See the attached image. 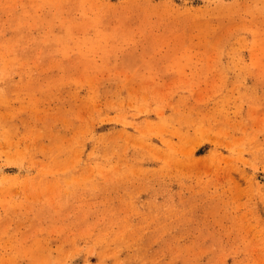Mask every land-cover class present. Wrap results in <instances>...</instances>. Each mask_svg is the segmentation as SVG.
<instances>
[{
    "label": "rangeland",
    "instance_id": "rangeland-1",
    "mask_svg": "<svg viewBox=\"0 0 264 264\" xmlns=\"http://www.w3.org/2000/svg\"><path fill=\"white\" fill-rule=\"evenodd\" d=\"M0 166V264H264V0H0Z\"/></svg>",
    "mask_w": 264,
    "mask_h": 264
},
{
    "label": "bare ground",
    "instance_id": "bare-ground-1",
    "mask_svg": "<svg viewBox=\"0 0 264 264\" xmlns=\"http://www.w3.org/2000/svg\"><path fill=\"white\" fill-rule=\"evenodd\" d=\"M0 167H2V166H0ZM3 169V168H2ZM1 171V170H0Z\"/></svg>",
    "mask_w": 264,
    "mask_h": 264
}]
</instances>
